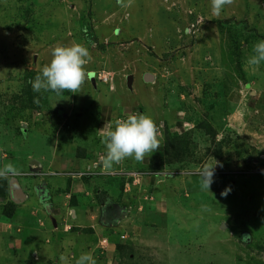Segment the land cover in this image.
I'll return each instance as SVG.
<instances>
[{"label": "rangeland", "instance_id": "obj_1", "mask_svg": "<svg viewBox=\"0 0 264 264\" xmlns=\"http://www.w3.org/2000/svg\"><path fill=\"white\" fill-rule=\"evenodd\" d=\"M86 26L95 43H88ZM260 40L264 0H235L219 16L212 14L210 0H133L130 7L117 0H0V161L12 162L21 173L6 181L33 192L35 180L53 181V189L71 180L76 192L69 202L75 197L90 220L77 222L74 243L89 225L97 236L112 230L132 249L122 264H147L149 258L152 264H264V62L247 63ZM73 42L88 48L92 59L86 67L93 76L75 94L34 91L32 83L50 63L52 49ZM231 93L241 95V110L230 103ZM105 108L114 121L126 114L150 116L160 125V150L164 130L177 121L186 125L184 133L201 156L211 148L209 127L237 147L230 143L219 160L207 155L194 168H164L167 175L158 177L134 168L104 170L94 159L78 168L84 162L79 149L105 154L97 138ZM52 153L55 169L47 165ZM214 160V182L209 191L201 190L200 172ZM83 172L85 180L78 176ZM114 177H121L122 191ZM226 188L231 191L222 196ZM13 196L10 190L0 203ZM41 197L50 203L45 189ZM107 204L120 210L109 225L102 221ZM70 210L65 220L73 216ZM58 224L61 228L60 219ZM241 231L251 240L243 242ZM0 241V264L3 256L8 264H26L21 252L4 248L7 236ZM47 250L53 254L51 243ZM55 250L52 262L69 256L68 249ZM102 253L94 259L113 258Z\"/></svg>", "mask_w": 264, "mask_h": 264}, {"label": "crops", "instance_id": "obj_2", "mask_svg": "<svg viewBox=\"0 0 264 264\" xmlns=\"http://www.w3.org/2000/svg\"><path fill=\"white\" fill-rule=\"evenodd\" d=\"M151 81H153V79ZM240 96L241 95H239L238 93H231L230 95V103L234 107L237 106L238 110H241L240 105L242 98H240ZM178 115H180V112L178 113ZM102 116L103 117H100V122L97 127V138H99L101 141L102 151H105V146L102 143L104 133L100 130L103 129L105 124H112L114 126L115 118L111 117L110 111L106 108L102 109ZM172 131L183 134L184 132H186V125H184V123L181 121H177L175 127L172 128ZM55 146L56 145H53V147ZM81 150L84 152V154L86 153V159L77 156L78 159H81L84 162H82L80 165L77 163L76 164L79 165L78 168L83 166L87 168L86 164L88 162L90 164V159L94 156L93 154H91L92 148ZM162 152V148L161 150H156L155 152H153V155L145 157L142 163L137 162L134 164L133 162L129 163L128 161H124L120 165H116L113 168H115L116 170L124 171H132V168H134L136 171H147L151 162V158H161ZM54 158V156L51 157V161L47 163V165H49V167L52 169H55L53 167L54 161L58 165L57 159L55 160ZM3 166V162L0 161V168H2ZM68 166V163H66L62 166V168L66 170V167ZM70 182L71 180H67L63 184V182L59 181V184H63L64 188L53 189V187H49V185L54 184L53 181H45L42 179V183L39 184V182L35 180L34 183H36L37 185L35 186L33 184V192H27L26 187L23 189H20L17 185L16 187H13L12 185H9V182L6 181L8 190L7 194H9L10 190L13 192V200L15 201L14 204H16V209L15 213H13V215L9 218L10 220H12L11 222L0 220V239L3 236H7L9 238V241L5 243L4 248H6L7 251L10 250L12 252H21V260H26V264H59V260L52 262V257L56 254H59L55 249L59 248L60 251L68 249L69 262L71 261V263L74 264L76 259H78L84 253H90L93 258H95V254L100 251L99 249H101V247L99 246L100 240H98V243L96 244V238L98 239L99 237H104V239H106L107 241V244L104 251L105 254H102H104L105 256H113V258L103 257L99 260H96V264H116V261H118V252L116 250V246L122 243V241L120 236L116 235L114 231L111 230L109 231V234H100V236H97L96 229L93 227V225H89L88 227H84L86 235L82 234L83 236L77 241V243H74L75 236H73L72 233L80 231L81 227L79 226V224H77V222H89L90 220L87 211H83V208H81L83 206L78 205V203L75 204V206L70 204V197L74 196L73 194L76 192L73 185L68 184ZM30 186L31 185H28V187ZM44 189L45 191H47L50 197V203H46V199H43L41 197ZM3 199L4 198H0L1 201H3ZM0 206L4 207L5 204L1 202ZM68 208L71 209L70 212L72 211L73 216L71 215L72 217L70 220L66 219V222L65 210ZM2 216L3 215L0 209V217ZM48 219L50 220V223H46V220ZM58 219H60L63 223L61 228L58 224ZM13 227H15L16 229L15 232H11L13 230ZM75 228H77L78 230H75ZM72 241L75 244L73 246H71ZM50 243L54 248L53 254H49L47 250ZM3 260L5 264H8V258L3 256ZM107 260H109L110 263Z\"/></svg>", "mask_w": 264, "mask_h": 264}, {"label": "clouds", "instance_id": "obj_3", "mask_svg": "<svg viewBox=\"0 0 264 264\" xmlns=\"http://www.w3.org/2000/svg\"><path fill=\"white\" fill-rule=\"evenodd\" d=\"M132 2L133 0H117V4L121 7H130ZM210 3L212 14L219 16L225 7L232 6L235 0H210ZM252 51L254 54L248 58L247 63L259 67L261 62H264V40L254 44ZM51 55L50 63L42 68L41 73L32 83L34 91H50L57 95L69 91L75 94L93 76L86 67L91 62V54L84 45L75 42L70 46L57 45L52 49ZM114 124V126L105 124L100 130L104 133L102 143L105 146V154L101 160L104 170L112 169L127 159L142 163L145 157L151 156L161 147L162 134L157 123L148 115L128 114ZM217 164L218 162L215 161L214 166L205 165L201 170V190L209 191L214 182V169ZM20 174L19 169L12 162L0 168V179L7 180ZM230 191V188H226L221 195L227 196ZM59 264H69V258L61 255ZM75 264H96V260L90 253H84L76 259Z\"/></svg>", "mask_w": 264, "mask_h": 264}, {"label": "trees", "instance_id": "obj_4", "mask_svg": "<svg viewBox=\"0 0 264 264\" xmlns=\"http://www.w3.org/2000/svg\"><path fill=\"white\" fill-rule=\"evenodd\" d=\"M86 28L88 29L87 30L88 33L85 34L86 35L85 37L88 40V43L89 42L95 43V40H94L95 37L91 33H89L91 32V28H89L88 26H86ZM196 128L198 130L201 129L199 125H197ZM209 128L205 130V134L207 133L209 138L211 139V148H206L202 156L198 154L199 146L197 143L193 141L191 135L187 133L180 134L179 132H175V131L173 132L172 130H170V128L165 129L163 132V135H164L163 142L164 143L162 147V150H163L162 156L161 158L152 157L148 170L155 172V171H160L164 168L169 169L172 167L177 168V169L183 168V167L194 168V166L196 167L199 164H201L203 157L207 155H211L212 157H214L215 160H219L222 157V151L225 148H227L230 143H232L235 148L237 147V143L232 142L231 139L228 137L218 139V135L215 132L211 131ZM97 155L98 153L94 155L93 157H91V160L93 159L97 160L95 164L102 166L101 160L104 155H99V156ZM77 156L80 158H85L86 153L84 154V152L81 149H79ZM91 174L97 175V174H94V172ZM85 176H86L85 173L81 176V178H83L82 180L86 179ZM118 178H121V177H114V179L119 181V188L122 191L123 181ZM110 180H113V179H110ZM7 192L8 190H7L6 180L5 179L0 180V198H5L7 195ZM121 196L122 194H120V197ZM74 198H72L71 200L72 205L76 204ZM14 203L15 201L12 198V201L10 203L6 204L3 208H1V212L3 216H6L8 218L12 216L15 210ZM119 211L120 210L116 208L115 206H113L112 204H107L104 207L105 216L103 215V218H102L103 223L106 225L107 224L109 225L111 223H116V221L118 220V217L120 216ZM240 239L245 243H247L248 240L250 241L251 237L249 235V232L241 231ZM99 250L103 253L105 251L104 249H99ZM116 250L118 254L120 255V261H116V264H122V261L126 257H128L130 255V251H132L131 247L124 246L121 243L116 246ZM147 261H148L147 264L148 263L152 264L151 258L147 259Z\"/></svg>", "mask_w": 264, "mask_h": 264}, {"label": "built area", "instance_id": "obj_5", "mask_svg": "<svg viewBox=\"0 0 264 264\" xmlns=\"http://www.w3.org/2000/svg\"><path fill=\"white\" fill-rule=\"evenodd\" d=\"M128 115V114H126ZM126 116H119L116 118L115 121L119 120V119H124ZM144 175H148V176H156L158 177L159 175H167V172L165 170V173L163 174V171H159V172H150V171H143ZM142 173V174H143ZM84 173H79L78 176H82ZM127 176L128 175H132L134 173L130 172V173H125ZM168 174H174V175H179V172H168ZM197 172H191V171H181V175H196ZM166 177V176H163V178ZM122 239V238H121ZM106 244H107V241L106 239H102L100 242H99V246L101 247V249H104L106 248Z\"/></svg>", "mask_w": 264, "mask_h": 264}, {"label": "water", "instance_id": "obj_6", "mask_svg": "<svg viewBox=\"0 0 264 264\" xmlns=\"http://www.w3.org/2000/svg\"><path fill=\"white\" fill-rule=\"evenodd\" d=\"M147 77H148L149 81H151L153 79L151 75H148ZM132 80H133L132 76L127 77V86L128 87H130V85L132 84ZM221 227L223 229V228H225V225H222Z\"/></svg>", "mask_w": 264, "mask_h": 264}]
</instances>
